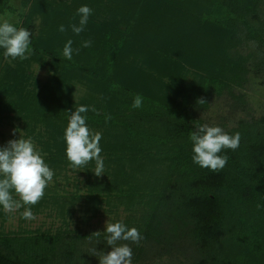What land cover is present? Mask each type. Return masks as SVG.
<instances>
[{"label": "trees", "instance_id": "16d2710c", "mask_svg": "<svg viewBox=\"0 0 264 264\" xmlns=\"http://www.w3.org/2000/svg\"><path fill=\"white\" fill-rule=\"evenodd\" d=\"M21 3L27 10L15 26L31 30L32 54L6 60L0 48V124L17 120L45 154L55 181L32 208H56L63 224L56 231L0 230V264H92L99 259L92 249L111 251L105 233L71 228L77 205L88 220L127 212L114 222L143 237L139 245L121 242L132 248V264L152 248L184 246L196 264H264V113L224 130L241 139L236 150L220 153L229 159L219 172L193 162L189 140L215 97L228 93L245 103L236 88L250 75L264 80V0ZM82 5L93 13L76 35L70 25L79 24ZM6 11H14L10 0H0ZM69 39L80 49L71 61L62 54ZM86 40L91 47H82ZM35 64L49 72L45 81L34 77ZM137 94L143 104L133 109ZM79 105L89 107L86 123L102 134L100 177L94 161L73 169L66 157L64 132ZM68 171L81 178L62 196L57 177L69 183Z\"/></svg>", "mask_w": 264, "mask_h": 264}, {"label": "clouds", "instance_id": "9594fccd", "mask_svg": "<svg viewBox=\"0 0 264 264\" xmlns=\"http://www.w3.org/2000/svg\"><path fill=\"white\" fill-rule=\"evenodd\" d=\"M93 9L82 5L77 9L76 15L80 17L79 24H71V30L79 35L85 30ZM67 29L64 25L59 26L61 33ZM32 32L25 27H17L4 19L0 22V48L4 50L6 60H26L32 54L31 45ZM73 41L67 40L63 47V56L71 61L73 52L79 54L80 49H73ZM92 41L86 40L82 47H91ZM46 58L45 60H47ZM201 98L199 104H204ZM143 97L135 95L131 107L139 109L142 107ZM93 112L97 110L93 107ZM89 111L86 105L75 107L70 112L68 124L64 132L66 143V157L73 169H83L89 162H95L94 174L100 177L104 174L105 164L101 156L102 149L100 141L102 134L93 131L88 124L87 116ZM99 113L97 112V115ZM111 119L110 115L105 116V121ZM19 129L13 130V135ZM20 132L19 139L9 140L7 146L0 147V208L5 213H15L21 208V218L32 221L37 216L32 211V206L38 204L45 195V189L53 181L54 170L45 162L44 155L35 145L31 137L25 138ZM241 135L236 132L234 135L226 133L220 126H209L208 124H197L196 130L189 134L192 143V160L202 168L212 172L221 171L227 164L229 157L220 153L225 149L236 150L240 144ZM18 197V198H17ZM262 205L257 204L259 209ZM106 244L111 246V251L106 254L92 249V254L99 258V264H132V248L128 243L139 245L143 239L138 229L128 228L123 221L106 222L105 231ZM101 232H94L91 236H99ZM90 237V236H89Z\"/></svg>", "mask_w": 264, "mask_h": 264}, {"label": "rangeland", "instance_id": "374dc122", "mask_svg": "<svg viewBox=\"0 0 264 264\" xmlns=\"http://www.w3.org/2000/svg\"><path fill=\"white\" fill-rule=\"evenodd\" d=\"M10 4L13 6L14 11L0 13V22L4 19H10V22L16 25L22 20L27 7H23L21 0H10ZM248 46L250 47L252 44ZM249 47L241 49L242 52L251 53L252 49ZM33 71L34 77L41 82L45 81L49 75L47 69L37 64L33 66ZM238 93L245 95V103L236 100L234 96L228 93L221 97H215L211 102L210 108L200 116L203 124L220 126L225 130L226 128L235 126L240 119L259 117L264 113V80L261 76L250 75L244 87L236 88L234 94L236 95ZM14 129H19L15 135H13ZM21 131H23L22 126L17 120H4L2 124H0V147L7 146L9 140L19 139ZM67 175L69 176V183H66L64 175L57 177L59 183L56 191L58 190L62 196H66V193L68 195L75 189V181L73 183V180L76 179L75 177L78 176L81 178V175H78L74 171H68ZM54 181L53 179L49 185L53 186ZM82 208L81 205L76 206V211L72 215V218L69 219V222L72 229L78 227L85 233L97 231L104 232L108 220L114 222L117 219L125 218L127 214L123 208H120L116 214L104 211L89 220L86 218V220ZM23 211L24 209L21 208L15 213H5L3 209L0 208V230L5 232L16 231L18 229L27 232H34L36 229H51L52 231H56L57 227L63 224L62 217L58 214L59 211H57L56 208H45L40 212H34L32 208L33 213L37 216V219L32 221L21 218V213ZM194 258L195 256L192 250L187 248V246H184V248H169L168 251L152 248L145 252L144 256H142L136 264H196ZM92 264H99V259Z\"/></svg>", "mask_w": 264, "mask_h": 264}]
</instances>
